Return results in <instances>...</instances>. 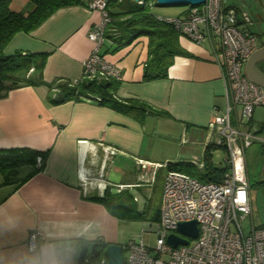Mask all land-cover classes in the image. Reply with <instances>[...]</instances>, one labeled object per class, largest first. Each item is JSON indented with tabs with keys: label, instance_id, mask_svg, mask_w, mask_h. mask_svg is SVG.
<instances>
[{
	"label": "crops",
	"instance_id": "0c3cea01",
	"mask_svg": "<svg viewBox=\"0 0 264 264\" xmlns=\"http://www.w3.org/2000/svg\"><path fill=\"white\" fill-rule=\"evenodd\" d=\"M90 1L60 8L30 33L15 34L5 53L48 54L42 72L46 83L83 79V63L94 49L87 33L101 18L98 11L88 9ZM237 1L242 0L230 4L240 18L237 29L254 37L257 48L264 46V17L254 15L247 2ZM253 3L264 7V0ZM184 11L171 15L153 10L168 19L180 18ZM147 44V37H140L119 49L106 40L99 50L121 71L116 98L138 99L153 109L142 122L94 100L50 104L45 86L14 89L0 99V149L47 151L39 171L22 167L21 175L18 170L20 179L33 173L27 180L0 182V264H76L83 244L118 245L120 219L90 197L102 196L108 185L111 193H130L134 202H139V193L145 208L150 199L147 189L152 192L159 173L165 176L169 171L166 163L203 167V152L215 136L208 128L214 108L222 112L226 106L225 80L215 59L219 42L197 44L179 38L181 48L192 57H175L165 78L144 82ZM255 118L248 128L261 134L264 123L257 125ZM217 153H212V164L225 167L226 156L224 165L214 161ZM97 165L101 174L95 178ZM246 175L249 180L247 163ZM249 200L253 216L251 187ZM36 231L41 233L37 249L29 252L27 240Z\"/></svg>",
	"mask_w": 264,
	"mask_h": 264
},
{
	"label": "built area",
	"instance_id": "2783aa9c",
	"mask_svg": "<svg viewBox=\"0 0 264 264\" xmlns=\"http://www.w3.org/2000/svg\"><path fill=\"white\" fill-rule=\"evenodd\" d=\"M233 1L205 0L200 6L187 7V14L180 18L166 19L180 33L179 38L197 44L212 39L219 42L215 59L225 80L226 106L222 112L214 108L208 128L215 135L213 143L226 152L228 169L220 183H200L180 172L168 171L162 188L156 245L151 249L141 239L131 241L123 247L127 254L123 264H264V229L252 224L245 235L241 224L252 218L245 150L254 142H264L248 128L254 109L264 106V88L244 75L245 62L257 46L254 37L237 29L230 5ZM87 7L98 11L101 18L87 33L94 49L83 63L84 75L120 82L119 68L99 53L110 20L106 1L92 0ZM77 81L74 79L71 85ZM36 160L40 167L42 160ZM191 221L198 226L195 239L177 233L179 223ZM171 234L186 239L188 244L171 247L166 240ZM40 236L37 231L30 234L29 252L37 249Z\"/></svg>",
	"mask_w": 264,
	"mask_h": 264
},
{
	"label": "trees",
	"instance_id": "16d2710c",
	"mask_svg": "<svg viewBox=\"0 0 264 264\" xmlns=\"http://www.w3.org/2000/svg\"><path fill=\"white\" fill-rule=\"evenodd\" d=\"M31 9L18 12L11 7V0H0V99L14 89L45 86L48 89L50 104L60 105L68 101L98 99V105L113 108L117 112L127 114L133 119L144 121L153 109L140 100L116 98L119 83L115 80L90 79L83 76L78 79L75 86L71 81L56 79L46 83L43 79V69L48 54L14 52L7 55L4 48L10 43L11 38L18 33H30L47 20L60 8L83 4V0H27ZM155 0H142V3L133 0H108L106 10L109 15V24L105 29V40H110L119 49L126 47L140 37H147L148 52L144 66L143 81L160 80L167 76L169 67L175 57H192L179 44L180 33L174 26L153 12ZM185 8L183 15L187 14ZM235 17L237 21L240 18ZM264 71V68L259 66ZM264 130V127L261 128ZM219 148L214 143L204 150L203 167L199 169L191 163L168 162L165 164L169 171L180 172L196 179L200 183H220L223 179L225 167H216L212 164V151ZM221 149V148H220ZM47 151H37L32 148L16 147L0 149V174L3 184H20L27 180L34 172L39 171L45 162ZM37 158L42 160L37 167ZM33 167V173L24 179L18 177V170L22 167ZM102 196L94 195L89 198L106 206L111 216L121 220H141L143 212L137 210L130 193H111L106 187ZM158 212L154 220L158 222ZM97 243V242H96ZM98 244V243H97ZM102 244V245H100ZM101 249L107 243H99ZM124 247V246H123ZM104 256L98 258L95 264H106Z\"/></svg>",
	"mask_w": 264,
	"mask_h": 264
},
{
	"label": "rangeland",
	"instance_id": "374dc122",
	"mask_svg": "<svg viewBox=\"0 0 264 264\" xmlns=\"http://www.w3.org/2000/svg\"><path fill=\"white\" fill-rule=\"evenodd\" d=\"M237 2H247L252 9L254 15H260L264 17V7H261L259 3H253V0H242ZM254 4V5H253ZM11 7L18 11V12H26L31 9V4L27 0H11ZM187 7H154L153 10L155 13H165V14H174L175 12H179ZM261 28H264V22L261 23ZM264 68V67H262ZM253 115L257 117V125L264 123V106H259L254 109ZM260 138H264V132L261 134H256ZM165 140L169 139V137H163ZM178 137H175L177 142ZM178 143V142H177ZM178 149V146L174 147V150L171 152L172 155H175V151ZM180 149V146H179ZM245 162L247 163V174L249 175L250 180V187L252 190V199H253V216L252 220L247 219L242 221V228L244 234H248L251 230L252 224L256 228L264 229V142H254L252 145L249 146L248 149L245 150ZM213 152H218L214 154L215 162L218 165L222 164V158H225L226 152H223L220 148L214 149ZM220 161H219V160ZM22 168H20V174L22 173ZM99 166L93 168V175L95 178L100 177L99 174ZM163 172V171H161ZM159 173L157 177V182L154 184L153 191L147 189L148 194H150V199L146 203L145 208L140 203V194L138 193L137 196L139 197V202H134L137 206V210L141 213L143 212L144 218L141 220H119L118 227L116 229L117 238L119 239L118 243L121 246H125L131 241L138 242L140 239L144 242V244L153 249L156 245V237H157V222L154 220L155 214L160 211L161 208V199H162V188L164 183V172ZM105 177V173L103 174ZM248 180V184H249ZM3 181V176L0 174V182ZM108 187V185L106 186ZM251 205V201H250ZM252 209V205H251ZM127 254L123 253V258H126Z\"/></svg>",
	"mask_w": 264,
	"mask_h": 264
},
{
	"label": "water",
	"instance_id": "95a60500",
	"mask_svg": "<svg viewBox=\"0 0 264 264\" xmlns=\"http://www.w3.org/2000/svg\"><path fill=\"white\" fill-rule=\"evenodd\" d=\"M140 3L142 0H133ZM205 0H155L154 7H197L202 5ZM264 62V46L258 47L254 53L245 62L244 75L252 83L264 88V71L259 68V63ZM104 191H102L103 193ZM101 193V194H102ZM103 195V194H102ZM177 233L189 239H195L198 235V226L195 221L189 223H179ZM167 243L176 248L178 245H187L188 241L173 234L167 236ZM123 246L117 244H108L106 248L101 249L94 242L91 245L83 244L78 252L76 264H95L101 256L106 258V264H123Z\"/></svg>",
	"mask_w": 264,
	"mask_h": 264
},
{
	"label": "flooded vegetation",
	"instance_id": "af4514ba",
	"mask_svg": "<svg viewBox=\"0 0 264 264\" xmlns=\"http://www.w3.org/2000/svg\"><path fill=\"white\" fill-rule=\"evenodd\" d=\"M261 65V63H259V66Z\"/></svg>",
	"mask_w": 264,
	"mask_h": 264
}]
</instances>
